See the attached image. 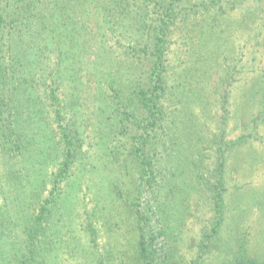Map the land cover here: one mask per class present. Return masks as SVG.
Wrapping results in <instances>:
<instances>
[{
    "label": "trees",
    "instance_id": "16d2710c",
    "mask_svg": "<svg viewBox=\"0 0 264 264\" xmlns=\"http://www.w3.org/2000/svg\"><path fill=\"white\" fill-rule=\"evenodd\" d=\"M176 37L179 47L188 46V61L170 58ZM236 37L250 49L251 64L234 60ZM237 67L250 77L233 94ZM218 101L222 113L214 123L208 110ZM197 106L214 124L211 137ZM257 129L264 131V0H0V153L34 169L23 175L12 167L6 177L28 211L18 264L32 263L37 238L49 229L58 235L53 214L100 164L111 202L124 208L136 235L131 264H158L156 237H178L189 204L209 213L191 242L199 255L222 242L225 264H264L236 237L235 219L221 237L231 177L242 181L264 166ZM91 147H100L93 164L84 159ZM210 151L215 157L205 165ZM52 152L59 165L48 182L37 165L48 166ZM28 183L37 184L29 193ZM48 183L47 198L30 202ZM97 214L95 203L90 217Z\"/></svg>",
    "mask_w": 264,
    "mask_h": 264
},
{
    "label": "rangeland",
    "instance_id": "374dc122",
    "mask_svg": "<svg viewBox=\"0 0 264 264\" xmlns=\"http://www.w3.org/2000/svg\"><path fill=\"white\" fill-rule=\"evenodd\" d=\"M113 38L115 39V37ZM114 39H109L108 44H112ZM176 40L177 37L172 41L171 53L169 55L173 63H175L174 58L179 56L187 60L190 54V52H188V46L184 45L183 47H179L178 43L175 42ZM244 44L243 39L238 37L234 39V45H239L237 53L235 52L234 54V60L236 61L237 58L242 59L240 66L247 62L250 63L249 61H251L252 57V55L249 54L250 49L246 48ZM183 48H185L187 53H182ZM192 60L193 59L189 61L190 64L187 63V66L192 65ZM235 61L233 64L236 63ZM247 67H249V65H247ZM237 69L238 71L232 79V82L235 79L238 80V82L236 81L234 83L237 87L233 88V94H236L237 89H241L242 84L248 80L247 77H250V74L245 72V70H242L243 73L240 72L241 67H237ZM218 71L219 72L216 73L217 77L222 73L220 69H218ZM238 73L239 75H237ZM215 79V76L212 77L210 86H213ZM228 88L229 87H227V90L230 89ZM199 109L200 106L195 108V114L198 119L201 116V125L204 130L207 129L206 136L211 137L210 132L215 131L214 124L211 122V119L201 115ZM208 111L212 114L211 116L214 123L220 119L219 115L222 113V110L220 109L219 101L215 104L211 103ZM230 126L233 127V123H230ZM239 127L240 126L237 128ZM237 128L234 129L230 137L239 134V129ZM91 130H93L92 127L89 128V131ZM257 132H259V134L256 133L253 136H264V131L262 129H257ZM89 135L94 136V132L91 131ZM255 143L260 144L257 140ZM256 147H258L257 150H263V148H259V146ZM260 147H262V145H260ZM98 148L100 147H91V149H87V155L89 157H85L84 159L89 160L90 164L95 162L94 159L98 156L97 153H99ZM57 149L59 148L57 147ZM84 149H86V147L82 148V150ZM208 154L210 155L205 160V165L210 164L212 158L215 157L212 151ZM56 155L59 154L52 152V155L49 156V160L46 163L48 166L44 165V163L37 165L40 166L39 170L46 172L48 182H50L49 175L51 173L53 174L59 165ZM125 156L126 154H123L122 158H125ZM13 164L17 165L14 166ZM97 166L98 168L96 170L88 169L91 173L89 172L86 176V180L81 182L80 190L73 192L71 197L61 203L59 206L60 210L53 214L52 223H57L60 232L55 236V228L52 227L49 229L46 233V235H49L47 243L46 235L37 238L39 239V245L31 264H36L37 262H41V264H122V262L123 264H131L129 260L130 253H132L131 244L136 239V235H133V231H131L130 219L125 214L126 211H124V208L119 205L116 206L111 202L108 194L109 186H107L110 179L104 177L105 172L101 164ZM12 167L16 174L23 175L30 174V172L34 170H31L32 167H30V169L26 167L24 170V159L17 161L9 160L6 155L0 153V184H3L0 187V230L4 232V238L0 240V264H18L24 260L23 254L21 255V253L24 252V236L21 232L24 223V213L28 211L16 201V194H14L11 184L12 181H6V177H8V173L12 170ZM241 179L243 180L238 181V179L234 177L230 179L228 186L229 190L226 192V208L223 211L225 224L221 229V237L223 238L222 235L226 236V233H228L227 229L234 223V233L236 237L243 239L248 254L254 256L261 262L264 260V166L262 165L261 168L253 170L249 175L247 174L246 177ZM33 181H35V179ZM21 184H26V181H22ZM36 185V183H33L29 186L28 183V193L29 190L35 188ZM60 187L61 191L64 190V183H61ZM20 190L24 192V188ZM50 190H52V186L48 183L43 189L41 196L37 197L34 195L32 200L29 199L30 202L37 203V200L39 201L40 198L41 200L46 199ZM37 191L38 188L35 190V193ZM93 195L101 196L98 200H94ZM195 195L196 194L191 197V202L197 204L201 200L199 196L196 197ZM26 200L28 199L26 198ZM95 203L99 210V214H97L100 216L99 219L90 217L93 208H95ZM189 206L192 209V205L189 204ZM199 207L198 209L195 208L194 210L190 209L188 211L185 224L180 234L177 232L178 229L175 228V233L178 237H172L169 241L168 239H163V237H156L154 248L157 250L158 264H166L164 261L165 258H167L171 264L228 263L227 259H229V252L222 245V242L210 249L209 252H202L201 255H199L201 252H199L200 247L198 248L197 243H191L193 239L195 241L199 240L198 231L200 227L204 225L202 220H206V218L208 219L209 217V213H204V205H199ZM36 208L37 207L34 206V210H36ZM61 211L62 214L59 215ZM7 218H10L13 223L7 224L5 222ZM233 219H235V222L230 223ZM88 224H90V228L92 227V230H94V236L91 234L90 229H88ZM155 230V234H157L159 230ZM12 231H14L16 235L18 234V236H12ZM108 250L110 251V256H107ZM106 257H108V259H106Z\"/></svg>",
    "mask_w": 264,
    "mask_h": 264
}]
</instances>
